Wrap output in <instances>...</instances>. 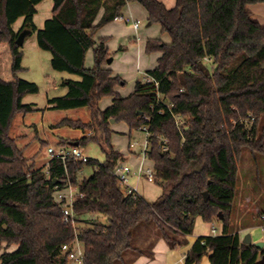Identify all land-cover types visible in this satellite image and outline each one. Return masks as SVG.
<instances>
[{
	"label": "trees",
	"instance_id": "1",
	"mask_svg": "<svg viewBox=\"0 0 264 264\" xmlns=\"http://www.w3.org/2000/svg\"><path fill=\"white\" fill-rule=\"evenodd\" d=\"M42 1L0 0V42L10 49L14 78L0 79V249L3 243L16 246L1 254L0 264H67L62 246L74 240L73 228L63 224L54 199L53 188L64 180L62 164L50 161L46 169L35 168L9 135L16 114L38 111L22 103L24 96L37 93V85L16 75L23 70L16 38L26 30L36 34L41 50L50 52L55 71L79 77L63 82L66 94L49 99L50 109L92 110L88 123L63 119L58 125L92 131L75 142L79 147L98 143L105 156L104 163L66 164L81 195L73 203L76 236L84 252L81 264H119L130 249L133 229L146 222L154 223L170 249L185 245L197 217L204 223L219 220L220 232L198 237L184 264H199L209 254V264H255L264 249L241 242L230 214L243 151L264 158V27L247 9L264 0H176L172 9L158 0H53L52 17L37 30L35 7ZM127 2L141 5L148 12L147 22L158 23L169 37L168 43L145 41L146 53H159L156 67L146 73L158 83L157 91L172 113L184 120L182 134L168 109L157 104L153 84L136 81L127 97L115 92L125 82L107 67L108 48L94 33L120 18ZM101 8L104 13L96 22ZM20 18L19 29L12 30ZM89 50L92 68L84 61ZM105 97H112L111 105L100 110L96 106ZM111 120L130 130L148 127L147 153L154 183L162 187L154 201L127 194L110 172L122 161L111 144ZM164 139L166 151L161 147ZM85 167L93 173L79 180ZM98 214L107 222L84 218ZM262 216L264 210L258 223L263 224Z\"/></svg>",
	"mask_w": 264,
	"mask_h": 264
},
{
	"label": "rangeland",
	"instance_id": "2",
	"mask_svg": "<svg viewBox=\"0 0 264 264\" xmlns=\"http://www.w3.org/2000/svg\"><path fill=\"white\" fill-rule=\"evenodd\" d=\"M47 3L40 5L37 9V15L35 16V25L41 29L46 19L50 18L48 13ZM175 5V3H174ZM173 5V6H174ZM141 7V6H140ZM139 7V8H140ZM142 10V8H140ZM143 11V10H142ZM134 19L140 21V31L139 36L141 40V48L145 40L152 38H159L161 41L167 43L169 37L164 33L157 23H152L150 26L146 27L147 15L140 13L133 16ZM22 20H18L14 24V29L21 26ZM117 32L111 35V43L118 41L116 38L119 33L120 39L125 37L126 32L130 36H127L126 43L129 37H132V32L125 28V24L119 23L117 25ZM148 38V39H147ZM133 39V37H132ZM131 39L128 52H126L125 58L127 62H121L117 60L119 57V51H113L116 54L114 62L112 63V69L114 74L123 78L125 84L120 85V92L124 96L132 90V87L137 79L141 80L142 75H138L135 70L136 65V49L137 43ZM22 51V67L23 70L20 71L17 76L27 82H33L37 85V93H31L25 96L23 99V104L33 105L38 111L31 112L30 114L23 115L18 114L12 120L10 137L13 141L22 149L24 158L28 160V164H33L35 168L46 169V163L49 160L47 157V149L49 146L56 147L58 141L60 144L70 141H78L82 138V130L72 129L66 125H58L63 119H69L73 121H81L83 123H88L91 120L92 110L87 107H80L79 109H67V110H46L47 99L52 97H61L65 93L63 88L64 79L78 80L79 77L66 73L55 71L50 62L51 54L48 51L41 50L36 43V34L29 33L21 45ZM109 52V51H108ZM125 52V51H122ZM114 54V53H113ZM156 53L148 54L141 51L142 59L145 58H156ZM131 58V59H129ZM93 53L92 50L87 52L85 56V66L87 68L93 67ZM212 69V67H211ZM137 77H136V75ZM138 80V81H139ZM109 100V99H108ZM97 107V106H96ZM98 108V107H97ZM100 109V108H99ZM116 122H111L113 124ZM138 133H133L134 140L132 143L143 142V134L140 130H133ZM85 137L93 135L92 131H83ZM81 136V137H80ZM80 137L79 139H76ZM75 138V139H74ZM137 148V154L140 152L141 147ZM84 151L86 156H89L92 160H98L103 162L105 156L101 150L98 143H88L85 146H80ZM136 148V147H135ZM243 155L238 163V177H237V189L234 197V204L230 214L232 230L238 232L239 235L248 232L251 235V240L254 244L258 242H264V230H262V223H258V213L264 210V158L256 155L252 157L250 152L247 150L243 151ZM122 156V155H121ZM124 157L122 156V161ZM84 176L89 177L92 175V169L90 167L84 168ZM144 182V181H143ZM140 183V192L144 198L152 201L153 198L161 193L162 187H159L155 183ZM87 220H99L106 223L107 220L102 215L97 216H85ZM200 222V221H199ZM258 223V224H257ZM197 231L202 233L206 232V227L199 223ZM154 223L146 222L141 223L135 227L132 231V240L130 243V249L133 251H142L145 255L150 253L151 244H155L158 239L161 238V234L153 228ZM250 226H254L251 229ZM211 228H215L217 231L220 229V221L215 219L209 225V233ZM16 249L15 245L5 246L3 243L0 249V256L3 252H11ZM69 263V262H68ZM67 263V264H68Z\"/></svg>",
	"mask_w": 264,
	"mask_h": 264
},
{
	"label": "crops",
	"instance_id": "3",
	"mask_svg": "<svg viewBox=\"0 0 264 264\" xmlns=\"http://www.w3.org/2000/svg\"><path fill=\"white\" fill-rule=\"evenodd\" d=\"M158 1L162 2L166 9H172L176 0H158ZM44 2H48L47 8H48V13L50 14V18H51L52 17L51 10L53 7V0H44V1L40 2L39 4H37L35 7L36 13H37L38 7L42 4H44ZM140 6L141 5H139L138 3H135V2H127L120 11L121 12L120 18H115L114 20L110 21L108 24L97 29L94 33V39L95 40L103 39L104 44L108 48V51L110 54V57L108 58V60H111V61H110V63H108V61H107L106 65L109 69L112 70V72L114 70L111 68L112 67L111 65L114 62V58L116 57V54L113 51H119L120 54H119V57L117 58V60L124 62V64H125L127 62L125 55H126V52H128V50H126V49H128L129 46L131 45L130 41H131L132 37H133L132 40L134 41V43H137V45H138L137 49H136V57H135V59H136V61H135L136 62V65H135L136 73H138V75L141 76L142 72H146L147 70H151V69L155 68L157 65V60H158L157 58L159 56V53L155 54L156 55L155 59L145 58V57H143V59H142L141 51L143 50L145 52L146 43L144 42V44L141 48V43H140L141 40H140V36H139V31H140L141 27L136 32V31H134V29L131 26V21H139L137 19H134V17H133L137 14H140L142 12L144 14V12H145V14L147 15V18H148V12L142 6L141 7ZM139 7L142 8L143 11ZM247 9L250 13L251 18L264 27V4L263 3L252 4V5L247 6ZM36 13H35V16L37 15ZM103 13H104L103 8H101L98 16L96 18V22L102 17ZM35 16H34L33 21L35 20ZM20 20H22V22H23V18H20ZM16 22H14L12 25V30H14V31H17L19 29V28L14 29V27H13ZM119 23L125 24V28L128 31L132 32V37L128 38L127 43H126V38H127V36H130L128 32H126L125 37H123L122 39H120V35L118 33L116 38H118L119 40L114 42V43H111L110 37H111V35H113L114 32H117V29H118L117 25ZM34 24H35V22H34ZM150 25L151 24L147 22V24L145 26L148 27ZM43 26H44V24H43ZM38 28L39 27L36 26V29L40 30ZM152 39H157V38H152ZM122 51H125V52H122ZM86 55H87V53H86ZM129 59H131V58H129ZM93 63H94V61H93ZM136 77H137V75H136ZM0 79L5 81V82H13L14 81L13 75L11 73L10 49L7 46V44L3 43V42H0ZM67 80H73V79H66V78L64 79V81H67ZM138 80L139 79H137L136 81H138ZM141 80H139V81H141ZM123 85H121V86H123ZM63 86H64L63 88L65 89V93L63 95H65L66 91H67V87L64 84H63ZM133 88H134V85L132 87V90H133ZM132 90L130 91V93L133 92ZM115 92H117L121 97H127V96H124L122 94V92H120V86H117L115 88ZM130 93H128L127 95H129ZM61 97H63V96H61ZM24 98H25V96H24ZM52 98H57V97H52ZM49 99H51V98L47 99L46 110L47 109L51 110L50 109L51 105L48 102ZM111 101H112V97L111 98L110 97L102 98L98 102L97 107L100 108V110H105L108 106L111 105ZM22 103H23V100H22ZM17 115L18 114H16V116ZM23 115H27V114H23ZM110 129H111V131H113L111 139H110L113 148L115 150H117L124 157V159H123L124 163H127V164L129 163L130 165L135 167L137 165L139 155L133 154V153H135V152L137 153V148L139 146L138 145L131 146V144L135 138V137L133 138V133L134 132L138 133V132L130 130L129 126L127 124L122 123V122L111 124ZM84 134L85 133H83V131H82V137H85ZM80 137H77L76 139H79ZM60 142L61 141H58L57 146H56L57 148L61 147ZM72 143H73V141H70L64 147L72 146L71 145ZM84 174L85 173H84V168H83L79 172V175H78L79 180L86 178L84 176ZM142 182H143V180H138L135 177H131V179L129 181L130 185L136 189V192L141 197H143V196L140 192L139 184ZM161 193H162V190H161ZM161 193L158 196H156L155 198H153L152 201H154L156 198H158L161 195ZM144 199H146V198H144ZM147 201H149V200H147ZM152 201H149V202H152ZM199 223H201L202 225H204L206 227V230H207L206 232L200 233L197 231V229H198L197 227L200 225ZM211 223L212 222L204 223L201 220V218L197 217V219L195 221L194 229L191 233L192 235H190L186 238L187 244L179 246L175 249H170L168 247L167 243L165 242V240L163 238H160V239H158V241L155 244H151L150 250H149L150 253H148L147 255L142 253V251H140V252L133 251V249L132 250L131 249L126 250L122 254V261L119 262V264H122V263L123 264H184V259H185L186 254L189 252V249L191 248V246L194 244L195 240L198 237L210 236V234H212V235H218L219 234L220 229H219V231L216 230V234L209 233L208 228H209V225ZM220 227H221V225H220ZM252 227H254V226H250V228H248L247 230L251 229ZM153 228H154V230L158 231L155 225L153 226ZM210 232H211V229H210ZM247 233L248 232L243 233L242 235H239L241 242H242V239L245 237V235H247ZM262 243H263V246H262V248H259V249H264V242H262ZM250 244L255 246V244L252 242V240H251ZM209 256H210V254L207 256H204L201 259L199 264H209ZM68 264H81V263H78L75 261H69Z\"/></svg>",
	"mask_w": 264,
	"mask_h": 264
},
{
	"label": "built area",
	"instance_id": "4",
	"mask_svg": "<svg viewBox=\"0 0 264 264\" xmlns=\"http://www.w3.org/2000/svg\"><path fill=\"white\" fill-rule=\"evenodd\" d=\"M131 26L134 29V31L137 32L140 28V22L139 21H131ZM142 82L147 84H153L155 87V90L157 91L158 83L156 80L151 76L148 75L146 72H142ZM157 97V104L161 103L164 107L168 109L170 112L173 121L176 124V127L180 134L183 133V131L186 129L184 127V120L177 114L172 113V106H170L169 103L165 102L161 96V94L157 91L156 94ZM250 121H254L252 118H249ZM246 123L248 120L245 121ZM141 133L143 134V142L142 143H132L131 146L134 145H140L141 150L139 152L138 162L135 167L130 165L129 163H124L123 161H118L115 163L113 168L110 170L112 175L115 176L118 183L125 187L127 190V194H138L136 192V189L132 187L129 183L131 177H135L138 180H143L148 183H154L155 181V171L153 170L152 164L149 160V155L147 153L149 148V130L147 126H143L139 129ZM166 139L163 140V143L161 145L162 150H167V143ZM47 157H49L48 162L46 163V168L49 166L50 161H59L64 169V180L61 186H55L54 189V199L55 202L60 205L62 209V221L63 224H69L73 228L74 232V240L72 243L63 245L62 246V252L66 253L68 255V258L70 261H75L78 263L82 262L83 259V248L82 245L76 236L77 234V226H78V217L74 210V201L76 197H81V195L78 192V189L73 186L70 175L67 172L66 164L69 161H81L83 163H88L90 160H92L89 156H86L84 151L79 146H67V147H53L49 146L47 149ZM99 163H104L98 161ZM262 230H264V216H262ZM211 233L216 234V229L211 228Z\"/></svg>",
	"mask_w": 264,
	"mask_h": 264
},
{
	"label": "water",
	"instance_id": "5",
	"mask_svg": "<svg viewBox=\"0 0 264 264\" xmlns=\"http://www.w3.org/2000/svg\"><path fill=\"white\" fill-rule=\"evenodd\" d=\"M29 33H30V31H27V30L21 32L16 38V44L18 46H21L23 44V41H24L25 37L27 35H29ZM110 61L111 60H108V63H110ZM111 122H113V120H111ZM71 145L72 146H78V142H73ZM218 217H219V219H222L221 214H218ZM242 243L249 245L251 243V235L250 234L245 235V237L242 239ZM262 246H263L262 242H258V243L255 244L256 248H262ZM240 264H245V263L243 262V263H240ZM255 264H264V256H261L259 258V260L256 261Z\"/></svg>",
	"mask_w": 264,
	"mask_h": 264
}]
</instances>
